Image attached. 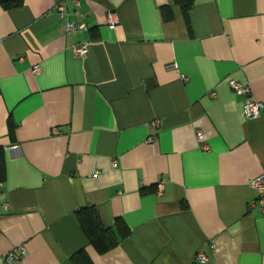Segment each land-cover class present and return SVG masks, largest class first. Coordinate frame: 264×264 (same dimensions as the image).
Returning a JSON list of instances; mask_svg holds the SVG:
<instances>
[{
    "label": "crops",
    "instance_id": "crops-1",
    "mask_svg": "<svg viewBox=\"0 0 264 264\" xmlns=\"http://www.w3.org/2000/svg\"><path fill=\"white\" fill-rule=\"evenodd\" d=\"M228 78L264 101V0H192L186 16L174 0H0V264L18 244L19 264H75L81 247L93 264H189L206 247L205 264H264L248 183L264 111L246 118ZM89 205L129 229L103 253L75 214Z\"/></svg>",
    "mask_w": 264,
    "mask_h": 264
},
{
    "label": "built area",
    "instance_id": "built-area-1",
    "mask_svg": "<svg viewBox=\"0 0 264 264\" xmlns=\"http://www.w3.org/2000/svg\"><path fill=\"white\" fill-rule=\"evenodd\" d=\"M57 10L59 12V15H62L63 5L58 4ZM107 21L110 24H114L116 22V18L113 13L107 14ZM65 26L67 29L77 28V27H84L85 24H76L73 21H66ZM72 50L76 55L83 56L87 50V44L85 42L82 43H76L72 45ZM166 67L168 68H174L177 69V62L176 61H170L166 64ZM31 70L33 72H39L41 70V67L38 63L34 64L31 67ZM184 79H186V76L181 75ZM229 86L239 94L244 95V102H243V113L246 118L253 119L261 115L262 111H264V101L256 98L251 93L250 85L247 82L235 79V78H228L227 80ZM214 94V92H211ZM153 123L156 124L157 120H153ZM53 132L57 133L59 132V129L57 127H54ZM196 137L199 140H202L204 137L203 131L201 128L196 129ZM153 139V136H149L148 140ZM203 148H207V145L204 143ZM249 185L252 186L256 190V197L258 200L252 199L249 201V205L253 206L255 204H259L260 207H264V173L259 174L256 177L250 178L248 181ZM158 190L161 188V181L159 180L157 182ZM214 243H211L209 247H213ZM25 255V246L24 244H18L16 246L11 247L8 249L3 259L8 264H19L20 259ZM210 257V253L208 251V248H199L192 261L189 264H205Z\"/></svg>",
    "mask_w": 264,
    "mask_h": 264
},
{
    "label": "trees",
    "instance_id": "trees-1",
    "mask_svg": "<svg viewBox=\"0 0 264 264\" xmlns=\"http://www.w3.org/2000/svg\"><path fill=\"white\" fill-rule=\"evenodd\" d=\"M179 3L181 9L186 16L189 7L192 5V0H174ZM22 0H1L5 7L18 5ZM163 18L169 19L172 16L168 5L161 7ZM4 176V159L3 152L0 149V179ZM79 224L88 239V244L91 245L96 252L103 253L114 246L125 237L129 229L125 222L117 217L112 225H105L100 216L99 211L94 206H83L75 211ZM71 260L75 264H93L88 252L84 247L76 250L71 256Z\"/></svg>",
    "mask_w": 264,
    "mask_h": 264
}]
</instances>
